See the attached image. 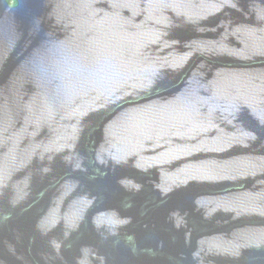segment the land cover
Returning a JSON list of instances; mask_svg holds the SVG:
<instances>
[{"label": "water", "instance_id": "obj_1", "mask_svg": "<svg viewBox=\"0 0 264 264\" xmlns=\"http://www.w3.org/2000/svg\"><path fill=\"white\" fill-rule=\"evenodd\" d=\"M0 264H264V0H0Z\"/></svg>", "mask_w": 264, "mask_h": 264}]
</instances>
